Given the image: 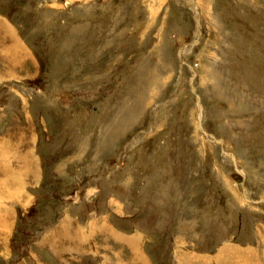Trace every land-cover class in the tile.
Segmentation results:
<instances>
[{
  "label": "rangeland",
  "instance_id": "1",
  "mask_svg": "<svg viewBox=\"0 0 264 264\" xmlns=\"http://www.w3.org/2000/svg\"><path fill=\"white\" fill-rule=\"evenodd\" d=\"M0 16V264H264V0Z\"/></svg>",
  "mask_w": 264,
  "mask_h": 264
},
{
  "label": "crops",
  "instance_id": "2",
  "mask_svg": "<svg viewBox=\"0 0 264 264\" xmlns=\"http://www.w3.org/2000/svg\"><path fill=\"white\" fill-rule=\"evenodd\" d=\"M0 17H2V16H0ZM1 19V18H0ZM2 20V19H1ZM2 22H3V20H2ZM1 25V24H0ZM1 27V26H0ZM2 27H4V26H2ZM10 35H13V34H10ZM12 39H14L15 40V37L14 36H12ZM16 47H17V45H16ZM16 47H13V48H7L8 49V52H9V55L10 56H12V55H16L15 56V58L14 59H16L17 60V58L18 57H20L19 55L17 56V54H20L21 56L22 55H25V51H24V49H22V47L19 45L18 46V48H16ZM12 54V55H11ZM14 57V56H13ZM54 232V235L57 233V231L55 230V231H53ZM62 234H60L59 236H58V238L61 236ZM50 250V252L51 253H53L54 255H55V253L51 250V249H49ZM136 250H137V247H136ZM33 262L36 264V261L35 260H33ZM214 262H217L218 263V261L217 260H215ZM48 263V262H47Z\"/></svg>",
  "mask_w": 264,
  "mask_h": 264
},
{
  "label": "bare ground",
  "instance_id": "3",
  "mask_svg": "<svg viewBox=\"0 0 264 264\" xmlns=\"http://www.w3.org/2000/svg\"><path fill=\"white\" fill-rule=\"evenodd\" d=\"M6 224V223H5Z\"/></svg>",
  "mask_w": 264,
  "mask_h": 264
}]
</instances>
